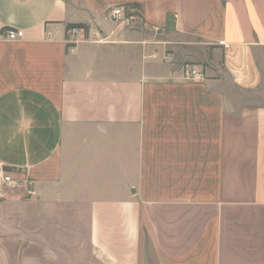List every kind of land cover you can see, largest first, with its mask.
<instances>
[{"label":"crops","instance_id":"crops-1","mask_svg":"<svg viewBox=\"0 0 264 264\" xmlns=\"http://www.w3.org/2000/svg\"><path fill=\"white\" fill-rule=\"evenodd\" d=\"M0 167V264H264V0H0Z\"/></svg>","mask_w":264,"mask_h":264},{"label":"built area","instance_id":"built-area-1","mask_svg":"<svg viewBox=\"0 0 264 264\" xmlns=\"http://www.w3.org/2000/svg\"><path fill=\"white\" fill-rule=\"evenodd\" d=\"M111 15L114 19H118L123 16L125 22L128 24L133 17L124 16L120 8H115L111 11ZM78 28H71L68 30L70 35L80 34ZM23 37V32L21 30H10L5 33V38L8 41H17ZM182 73V78L190 83H201L206 78L204 76V71L201 66L196 65H185L180 69ZM20 175V177H19ZM22 173L20 171H13L0 167V187L5 189H17L24 186V179L21 177Z\"/></svg>","mask_w":264,"mask_h":264},{"label":"rangeland","instance_id":"rangeland-1","mask_svg":"<svg viewBox=\"0 0 264 264\" xmlns=\"http://www.w3.org/2000/svg\"><path fill=\"white\" fill-rule=\"evenodd\" d=\"M136 19V21H133V22H136V23H138L139 24V22H141L140 21V17L138 16V18H135ZM137 24V25H138ZM173 69L174 70H178V68L179 69H182L185 65H196V66H198V65H202V66H204V68H202L203 69V71H204V76H206V73H205V69H208V65H207V63H205V62H203V63H201V62H198V64H196V63H184V61H175V62H173ZM8 190H12V189H8Z\"/></svg>","mask_w":264,"mask_h":264},{"label":"trees","instance_id":"trees-1","mask_svg":"<svg viewBox=\"0 0 264 264\" xmlns=\"http://www.w3.org/2000/svg\"><path fill=\"white\" fill-rule=\"evenodd\" d=\"M78 27H80V26H69L68 30L71 29V28H78Z\"/></svg>","mask_w":264,"mask_h":264}]
</instances>
